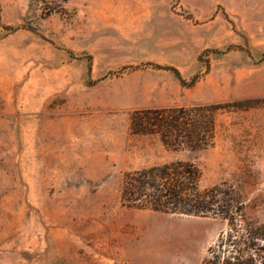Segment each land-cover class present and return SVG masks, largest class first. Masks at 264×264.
Segmentation results:
<instances>
[{"label": "rangeland", "instance_id": "rangeland-1", "mask_svg": "<svg viewBox=\"0 0 264 264\" xmlns=\"http://www.w3.org/2000/svg\"><path fill=\"white\" fill-rule=\"evenodd\" d=\"M246 98H264V0H0V264H225L226 220L126 208L121 189L191 161L203 189L240 191L232 240L264 224V103L220 112L205 152L130 129L138 108Z\"/></svg>", "mask_w": 264, "mask_h": 264}, {"label": "trees", "instance_id": "trees-1", "mask_svg": "<svg viewBox=\"0 0 264 264\" xmlns=\"http://www.w3.org/2000/svg\"><path fill=\"white\" fill-rule=\"evenodd\" d=\"M7 29L15 31L11 26ZM156 67L172 71L187 87H193L203 76L197 74L187 81L173 66ZM263 103L264 98H246L190 106L138 108L132 111L130 129L133 135L157 137L167 151L205 152L216 144L220 112L246 110ZM121 204L126 208L172 215L220 217L228 222L230 239L227 243L233 246L225 264H264V245H260L264 240V224L246 220L241 239L232 240L231 233L238 232L236 228L244 218L245 204L240 191L228 182L203 189L201 171L191 161L175 160L125 173ZM239 245H244L245 249L238 248ZM252 245L258 246L255 249L259 258L252 253Z\"/></svg>", "mask_w": 264, "mask_h": 264}, {"label": "crops", "instance_id": "crops-1", "mask_svg": "<svg viewBox=\"0 0 264 264\" xmlns=\"http://www.w3.org/2000/svg\"><path fill=\"white\" fill-rule=\"evenodd\" d=\"M168 11H169V15L176 21L180 22L181 24V15H178L176 13H174L171 9V7L168 5ZM174 38H176V36H173ZM165 89V86L163 84H161V91Z\"/></svg>", "mask_w": 264, "mask_h": 264}, {"label": "water", "instance_id": "water-1", "mask_svg": "<svg viewBox=\"0 0 264 264\" xmlns=\"http://www.w3.org/2000/svg\"><path fill=\"white\" fill-rule=\"evenodd\" d=\"M183 216H188V215H183Z\"/></svg>", "mask_w": 264, "mask_h": 264}]
</instances>
